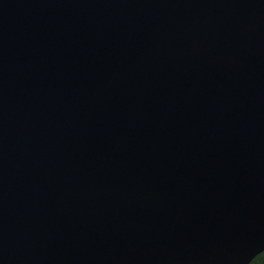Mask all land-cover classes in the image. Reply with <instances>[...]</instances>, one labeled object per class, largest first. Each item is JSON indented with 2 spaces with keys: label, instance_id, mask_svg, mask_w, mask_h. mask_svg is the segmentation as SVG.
<instances>
[{
  "label": "water",
  "instance_id": "95a60500",
  "mask_svg": "<svg viewBox=\"0 0 264 264\" xmlns=\"http://www.w3.org/2000/svg\"><path fill=\"white\" fill-rule=\"evenodd\" d=\"M262 251L264 0H0V264Z\"/></svg>",
  "mask_w": 264,
  "mask_h": 264
},
{
  "label": "trees",
  "instance_id": "16d2710c",
  "mask_svg": "<svg viewBox=\"0 0 264 264\" xmlns=\"http://www.w3.org/2000/svg\"><path fill=\"white\" fill-rule=\"evenodd\" d=\"M249 264H264V251L256 255Z\"/></svg>",
  "mask_w": 264,
  "mask_h": 264
}]
</instances>
